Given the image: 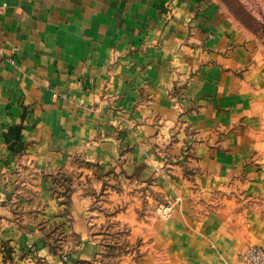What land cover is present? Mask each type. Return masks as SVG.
I'll list each match as a JSON object with an SVG mask.
<instances>
[{
	"label": "crops",
	"instance_id": "1",
	"mask_svg": "<svg viewBox=\"0 0 264 264\" xmlns=\"http://www.w3.org/2000/svg\"><path fill=\"white\" fill-rule=\"evenodd\" d=\"M198 4L0 0V264L2 246L13 264L93 258L95 202L118 197L101 193L99 169L174 202L147 238L157 264L235 263L264 245V68L230 77L198 64L222 52L242 66L225 50L228 22L214 31L201 20L214 6Z\"/></svg>",
	"mask_w": 264,
	"mask_h": 264
},
{
	"label": "rangeland",
	"instance_id": "2",
	"mask_svg": "<svg viewBox=\"0 0 264 264\" xmlns=\"http://www.w3.org/2000/svg\"><path fill=\"white\" fill-rule=\"evenodd\" d=\"M198 9L204 5L203 9H210L214 6V11L208 12L201 20H211L213 30L223 26L228 22V31L231 34V41L227 44L225 50L230 51L229 55L234 59L239 58L241 67H227L222 62V57H226L227 53H219V57L208 54L205 62L198 61V64L206 63L220 67L223 71H230L229 76H238L242 72H253V67L257 64L264 68V0H197ZM201 14V11L200 13ZM212 17V18H211ZM197 19V18H195ZM206 25H198V33L201 34ZM195 27V26H193ZM222 28V27H221ZM211 31V30H210ZM208 31V33L210 32ZM193 33L189 27V34ZM205 45V43H204ZM205 48V46H204ZM208 49V47H206ZM234 51L235 53H233ZM257 70V69H256ZM257 73V71H256ZM192 75V74H191ZM183 91V90H180ZM262 131L264 135V115L262 122ZM264 139V136L263 138ZM26 164L20 167L22 170L21 178L24 180L29 175V170L25 172ZM20 173V171H19ZM18 173V174H19ZM97 178L99 177L102 183L101 193L116 192L117 199L111 198L110 193L101 196V201L95 202V208L104 211V221L99 225L91 224L90 231L92 235L98 238L100 248L98 253L91 259L85 260L80 264H157L158 248L155 243H151L147 238H152V229H156V220L161 218H169L174 208V202L170 201L162 195L156 188L151 185L141 186L128 185L120 177L115 179L113 171L100 169L96 171ZM112 176V177H111ZM110 178V179H109ZM67 178L55 173L53 176V188L67 199L68 189L72 186L65 184ZM23 185V184H22ZM133 188L136 192L131 195ZM23 190L21 189L20 192ZM110 192V191H109ZM111 198V199H110ZM64 199V200H65ZM66 204L68 203L65 200ZM164 207H170V212L164 214ZM139 216H131L130 210ZM126 216L124 213H126ZM144 221V224H143ZM132 222V223H131ZM48 235L53 239V250L62 252L65 255L63 242H58L62 239L63 234L57 231V225L48 227ZM149 229L150 237L145 234ZM145 238V239H144ZM264 246V245H262ZM246 250V249H245ZM244 250V251H245ZM239 255L238 262L228 264H243ZM3 254L2 264H13L10 248L1 247ZM163 254V253H162ZM150 260V261H149Z\"/></svg>",
	"mask_w": 264,
	"mask_h": 264
},
{
	"label": "built area",
	"instance_id": "3",
	"mask_svg": "<svg viewBox=\"0 0 264 264\" xmlns=\"http://www.w3.org/2000/svg\"><path fill=\"white\" fill-rule=\"evenodd\" d=\"M170 207H164L162 212L168 214ZM243 264H264V246L251 245L246 248L241 257Z\"/></svg>",
	"mask_w": 264,
	"mask_h": 264
}]
</instances>
